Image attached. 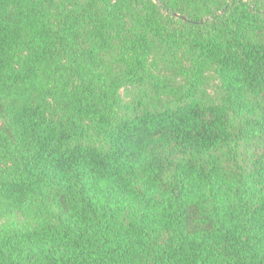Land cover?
Masks as SVG:
<instances>
[{
  "label": "trees",
  "instance_id": "trees-1",
  "mask_svg": "<svg viewBox=\"0 0 264 264\" xmlns=\"http://www.w3.org/2000/svg\"><path fill=\"white\" fill-rule=\"evenodd\" d=\"M0 264H264V0H0Z\"/></svg>",
  "mask_w": 264,
  "mask_h": 264
}]
</instances>
